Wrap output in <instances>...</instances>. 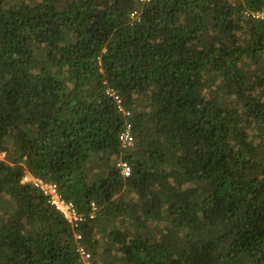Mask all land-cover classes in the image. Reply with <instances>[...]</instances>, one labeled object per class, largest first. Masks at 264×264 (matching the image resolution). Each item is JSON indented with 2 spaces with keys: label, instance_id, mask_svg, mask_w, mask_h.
Masks as SVG:
<instances>
[{
  "label": "trees",
  "instance_id": "16d2710c",
  "mask_svg": "<svg viewBox=\"0 0 264 264\" xmlns=\"http://www.w3.org/2000/svg\"><path fill=\"white\" fill-rule=\"evenodd\" d=\"M258 12L264 0H0V264H264Z\"/></svg>",
  "mask_w": 264,
  "mask_h": 264
},
{
  "label": "built area",
  "instance_id": "2783aa9c",
  "mask_svg": "<svg viewBox=\"0 0 264 264\" xmlns=\"http://www.w3.org/2000/svg\"><path fill=\"white\" fill-rule=\"evenodd\" d=\"M140 1L141 2H148L150 0H140ZM134 14H132V16ZM250 15L252 18L264 19V13L263 12H261V13H259V12L258 13H250ZM115 99H116L117 103H119L117 97H115ZM124 114L126 116H129L128 112H124ZM134 140L135 139H134V133H133L132 125L128 123L119 135L120 146L122 148L131 147L134 143ZM118 165H120L123 168V171H122L123 175L127 176L128 172H129L128 166L124 163H122V164L119 163ZM23 181L24 182H31L35 188H37L45 196H47L48 202L50 203V205L53 206L57 211H59V213L68 222H70L73 226H76L77 223L82 220V218L77 214L73 204L69 203V202H65L64 200H62V198L60 197V195L57 192L56 185L46 183L40 179L31 178L29 176H25L23 178ZM76 238L79 239L80 237L77 236ZM80 252H81V254H83L85 256V258H89V255H87V254L85 255L82 250H80Z\"/></svg>",
  "mask_w": 264,
  "mask_h": 264
},
{
  "label": "rangeland",
  "instance_id": "374dc122",
  "mask_svg": "<svg viewBox=\"0 0 264 264\" xmlns=\"http://www.w3.org/2000/svg\"><path fill=\"white\" fill-rule=\"evenodd\" d=\"M0 158H3V155H1Z\"/></svg>",
  "mask_w": 264,
  "mask_h": 264
}]
</instances>
